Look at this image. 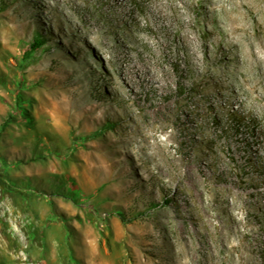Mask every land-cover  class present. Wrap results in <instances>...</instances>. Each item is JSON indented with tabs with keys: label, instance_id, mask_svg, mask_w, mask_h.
<instances>
[{
	"label": "rangeland",
	"instance_id": "374dc122",
	"mask_svg": "<svg viewBox=\"0 0 264 264\" xmlns=\"http://www.w3.org/2000/svg\"><path fill=\"white\" fill-rule=\"evenodd\" d=\"M0 264H264V0H0Z\"/></svg>",
	"mask_w": 264,
	"mask_h": 264
},
{
	"label": "trees",
	"instance_id": "16d2710c",
	"mask_svg": "<svg viewBox=\"0 0 264 264\" xmlns=\"http://www.w3.org/2000/svg\"><path fill=\"white\" fill-rule=\"evenodd\" d=\"M42 45H43V39L40 38L39 36H36V38L33 40V42L31 44H29V48L25 54L26 58L30 57L31 53L33 51H36L37 49H39ZM120 217H121V219H124L122 214H120Z\"/></svg>",
	"mask_w": 264,
	"mask_h": 264
}]
</instances>
